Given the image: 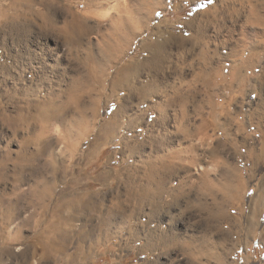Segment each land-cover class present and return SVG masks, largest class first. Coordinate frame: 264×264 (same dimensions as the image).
Listing matches in <instances>:
<instances>
[{
	"label": "rangeland",
	"instance_id": "obj_1",
	"mask_svg": "<svg viewBox=\"0 0 264 264\" xmlns=\"http://www.w3.org/2000/svg\"><path fill=\"white\" fill-rule=\"evenodd\" d=\"M11 1L0 0V8ZM41 1L28 0L31 15L14 20L18 28L0 17V264H264V38L256 37L249 4L224 0L208 14L215 0H141L147 15L131 18L126 37L112 27L124 0H108L117 10L104 0L94 10L86 0ZM141 1H124L130 15ZM67 8L86 21L72 45L41 27L39 15L61 26ZM55 38L65 50L58 61L64 75L35 72L40 46L52 48ZM234 57L244 61L237 74ZM46 77L60 81L56 106L80 79L81 135L74 154L56 142V131L74 118L71 108L64 122L53 120L59 129L47 145L33 142L19 158L26 129L9 125L2 112L17 114L24 88L40 97ZM51 152L64 169L55 176L45 167ZM153 165L160 169L151 184ZM157 177L161 190L140 198V187H155ZM33 187L45 189L44 197ZM77 194H89L95 208L72 211L67 201ZM76 212L65 250L45 257L43 245L60 246L50 235ZM152 239L153 252L144 247Z\"/></svg>",
	"mask_w": 264,
	"mask_h": 264
},
{
	"label": "bare ground",
	"instance_id": "obj_2",
	"mask_svg": "<svg viewBox=\"0 0 264 264\" xmlns=\"http://www.w3.org/2000/svg\"><path fill=\"white\" fill-rule=\"evenodd\" d=\"M49 1L50 0H44V1H41V2H43V4L44 3L45 4L46 3L52 4ZM86 1H87L86 2V7L89 10H94L95 4L99 3V1H97V0H86ZM96 1H97V3H96ZM124 1H127V0H124ZM124 1H123L124 6L122 4V6H123V14L118 15L117 17H114L112 19L114 21V22L112 21V23H113L112 27L114 29L113 31L117 32V30H119L118 33H121V34L122 33L123 34L126 33V37H127L128 32H129V34H132L131 33L132 32V27L130 28V26H131L130 23H132L131 22V18L133 19V16H136V18H134L135 20L136 19H143L144 16L147 15L146 14L147 12L144 11L146 7H143V4L144 3L140 0L142 3L140 2L141 4L139 3L140 5L139 6L137 5V7L135 8V10L133 9L135 12H132V13H134L135 15H130L129 12L125 8V5H126L125 3L126 2H124ZM243 1H246V3L249 4V6H250V8L249 9L247 8V9H248V16H249V18H251V20L254 21L252 23H254L256 25V28L259 27L257 29L258 31H256V33H255L257 39L264 38V0H261V1L260 0H243ZM104 2H105V4L106 3L108 4L107 5L108 6V10H115V9L117 10L118 6L120 5L119 3L118 4H114V3L111 4L108 0H104ZM127 3H129V2H127ZM223 3H226V2H224V0H215V2L210 7H208L207 10H205V12H208V14L216 13V12L219 11V8L222 6ZM102 4H104V3H102ZM102 4L100 2L96 6L101 8ZM30 6H31V4H30V2H28V0H12L11 3L9 4V6H7V7H1L0 8V17H2V19L5 22H8L11 27L18 28V27H20V24L19 23H16V22H13V21L16 20V19H18V18L19 19L28 18L29 15H31V11H32ZM122 6L119 7V8L122 9ZM61 7L62 6L59 5V8H61ZM155 7H156V9H158L157 6H155ZM106 9H107V7H106ZM224 9H226V7H224ZM108 10H106V12H108ZM67 12H68V14H69L70 17L66 21V23L64 25H61V26L55 25L54 27L51 25V21L45 16V14L43 12L42 13H39V15H40L41 19H43V22L41 24V27H46V28H49V29L52 28L49 31H52V32L57 33L58 35H60L61 37L64 38L65 42L68 45H72L74 42H77L78 41L79 34H81L83 31H85V29H86L85 22L86 21H85V18H84L85 17L84 14L79 13L76 10H72V9L67 8ZM150 18H151V16H150ZM197 32H198V30H197ZM112 34H114V33H112ZM196 35L198 36V34H196ZM57 39L55 38V42H54L53 47L50 48V49H48V50H46L42 46H40V48H42V49H40V51H38V52L41 55V59H39V60L36 59L37 61H35L39 65L38 66L36 65L34 67L32 66V69L35 70V72H37V73L40 72V73H43V74H46L47 72L48 73L50 72V73H52L53 76L64 75V74H61L62 72L59 71L60 69L58 70V68H59L58 61L60 60V58H62L63 56H65V53H64L65 50L63 51V49L60 46V43L57 41ZM45 40H47V38L44 37V42H46ZM61 40H62V38H61ZM39 41H37V42L39 43ZM40 42H42V41H40ZM44 42L39 43V44H44ZM113 43H115V42H113ZM181 43H183V42H181ZM258 44L256 43V45H254V49L253 50L255 52L258 51V49H257L258 48ZM120 45H121V43H117V44H115L114 48H112L113 50L106 51V52H108L107 55H109L108 56L109 58L111 57V55H114V54H116V53L119 52V50H120L119 47H121ZM34 54H35V52L32 55L35 56L36 54L35 55ZM47 58L48 59H53L54 63H49V62L46 63L45 59H47ZM247 60L249 61V59H247ZM105 61H106V59H105ZM234 61H235L234 63H236V70L235 71H236V74H237L239 72L238 71L239 70V67L240 66L242 67V65L244 64V61H242L239 57H236L234 59ZM247 65H248V63H247ZM237 76H239V75H237ZM40 83H41L40 85L37 84L38 87L36 88V90L39 92V95H40L41 98L40 97H38V98L35 97L36 95H34V94H33L34 96H32V92H30V90H27V89L24 88L23 89V94H24V101L23 102L24 103H23V106H19V109L17 110V114L16 115H9L8 113H5V111L2 112V116L4 117L5 121L9 125H12L14 127H18V126L22 127V126H24L25 129H26L25 130L26 133H24L26 135H24L22 137V139H21V144H20L21 145V148H20L19 152L17 153V156L19 158L26 157L29 154L26 149L33 142H39L41 140H44L45 141V144L47 145L50 142L49 139H50V136L53 134L52 132L54 131V129H59L54 124V121L53 120H59L60 122H64L63 121L64 114H65L66 111L71 110V108H73V111H74V118H73L72 121H68L67 123L65 122L66 125L63 128L61 127L62 129H59V130L56 131V133H57V139H56L57 141L56 142H60L62 144V147L63 148L71 149L72 150L71 153L74 154L75 147H76L75 139L80 137V135H81V127H82V124L84 123V118H83V115H82V112H81V109H80V87H81V84L82 83L80 82V79H78V81H77V79L74 80V83L75 84L72 87V91L70 93V97H68V100L67 101H62L57 106L54 104V101L55 100L53 99V97H55V98H58V97L60 98L61 97L62 87H61L60 81H58V82L57 81H52V80L48 79V77H46V78H44L42 80L40 79ZM79 84H80V86H79ZM56 89H58V90H56ZM42 91H43V94H42ZM44 91L49 92V95H45L46 92H44ZM64 102H66V103H64ZM37 126H39V128H40V129L38 128L39 129L38 132H36L35 134L31 135L32 130H35V128ZM99 135H100V133H99ZM99 135H97V136H99ZM100 140L101 139L99 138V143H100ZM93 144H94V141H93V143L91 145H93ZM97 144L98 143H96L94 146H96ZM46 148H48V147L46 146ZM4 156H6V157L9 156V153H6ZM48 157H50V159H49L48 163L45 164V167L47 169H49L54 176L57 175L58 173H60L61 171L63 172L64 169L63 170L62 169H59V166L57 165V160L59 159V156L57 154H55L54 152H51ZM158 168L159 167L157 165H153L150 168V170H149L150 176H149L148 180H151L152 182L151 181H148V182H151V184L153 183L154 180H156V176L158 175V171H159ZM65 172L67 173V170ZM4 173H5V171H4V169H2L1 175L4 176ZM63 175H64V173H63ZM99 175H101V174H99ZM118 175H120L119 172H118L117 176ZM159 175H160V173H159ZM99 178H100V176H99ZM162 178H160V177L158 178L157 184H156L155 187H152L149 184H146V185H143V187H140V189H139L140 191L137 189L139 191V193H141L140 194V198H141V196L143 194H145V195L151 194V196H152V194H155L157 191H160L161 190V183H162V180H163ZM49 185L51 187V184H49ZM69 186L72 187V184L69 185ZM143 188H144V190H143ZM127 189H128V187H127ZM129 189H131V188H129ZM133 189H135V188H133ZM71 190H73V188H71ZM78 190H79V188H78ZM137 190L135 191V193L137 192ZM44 191H45V189H40V188H37V187H33V191L32 192H34V194L36 196H41L43 198L44 197ZM133 191L134 190H132V193H133ZM82 192H83V189H82ZM130 193H131V191H130ZM135 193H133V194H135ZM89 198H90V195L89 194H77V195H74V196H72V198L69 201H67V206L69 208L71 207V210L72 211H74L75 210V207H77V206H80L82 209L92 210L95 207L92 204V201L90 202V199ZM62 203L63 202L61 201L60 204H62ZM143 205H144V203H143ZM54 213L56 214V217H57L60 214V211L58 209H55L54 210ZM229 213L231 214V208L229 209ZM77 215H78V212H76V214H72V215H68L67 214L66 219H63V220L60 221L59 224L60 225H63V227L60 228L61 229V233H56V232L53 231V234L50 235V238L51 239H54V243H60V246H64V245H66L68 243V241L70 240V237H71V232H72V231H70V228H72L71 227L72 226V221H74L76 219ZM224 215H226V214H223V216ZM212 216H214V215H212ZM107 217H109V216H107ZM227 217L229 219H231L230 218L231 217L230 215L229 216L228 215L225 216V218H227ZM108 221L109 220H106V219L103 220L102 219L100 221V223H99V227L101 228V230H103V231L105 230V233L107 234V236L109 234L107 232L108 231ZM116 232H118V230ZM152 232L153 231H148L146 233L147 234L146 237L149 240H150L149 235L152 234ZM82 234L79 233V236H82ZM55 240L57 242H55ZM152 242H153V239H152L151 242H146V245L144 247L146 249H148V250H151L153 252V251H155L157 249V247H154L155 246V244H154L155 242L154 243H152ZM56 246H58V245H56ZM60 246H58L57 248H54L53 246L51 247L49 245V243H45L43 245V250H44L45 257H47L48 255H51V254H55L57 251L60 252V253L62 251H64L66 246H64V249L63 250H61ZM88 248L90 249L91 247L89 246ZM66 264H68V263H66Z\"/></svg>",
	"mask_w": 264,
	"mask_h": 264
},
{
	"label": "snow or ice",
	"instance_id": "obj_3",
	"mask_svg": "<svg viewBox=\"0 0 264 264\" xmlns=\"http://www.w3.org/2000/svg\"><path fill=\"white\" fill-rule=\"evenodd\" d=\"M187 34V33H186Z\"/></svg>",
	"mask_w": 264,
	"mask_h": 264
}]
</instances>
